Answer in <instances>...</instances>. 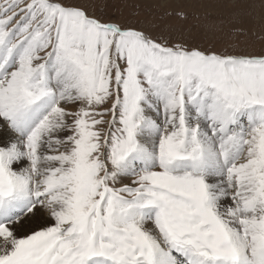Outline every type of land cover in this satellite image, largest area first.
Segmentation results:
<instances>
[{
  "label": "snow or ice",
  "instance_id": "6c2138e0",
  "mask_svg": "<svg viewBox=\"0 0 264 264\" xmlns=\"http://www.w3.org/2000/svg\"><path fill=\"white\" fill-rule=\"evenodd\" d=\"M118 4L0 0V264H264V47Z\"/></svg>",
  "mask_w": 264,
  "mask_h": 264
},
{
  "label": "rangeland",
  "instance_id": "374dc122",
  "mask_svg": "<svg viewBox=\"0 0 264 264\" xmlns=\"http://www.w3.org/2000/svg\"><path fill=\"white\" fill-rule=\"evenodd\" d=\"M158 0H122L118 4L120 12L117 15L130 17L137 11L136 4L143 5L138 11L143 19L149 13L146 6ZM246 0H168L167 11L182 10L187 19L170 16L164 23L169 25L173 34L187 39L190 44L208 46L214 45L217 50L225 46L239 43V48L246 51H259L264 47V19L259 9L249 13L245 7ZM165 9H152L153 15L163 14ZM232 27H242L246 35H234Z\"/></svg>",
  "mask_w": 264,
  "mask_h": 264
}]
</instances>
